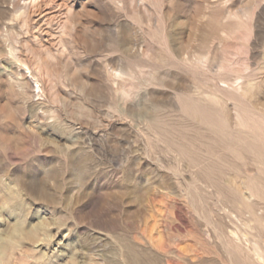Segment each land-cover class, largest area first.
Wrapping results in <instances>:
<instances>
[{"label": "rangeland", "instance_id": "374dc122", "mask_svg": "<svg viewBox=\"0 0 264 264\" xmlns=\"http://www.w3.org/2000/svg\"><path fill=\"white\" fill-rule=\"evenodd\" d=\"M27 2L0 0V264H264V0Z\"/></svg>", "mask_w": 264, "mask_h": 264}, {"label": "bare ground", "instance_id": "6f19581e", "mask_svg": "<svg viewBox=\"0 0 264 264\" xmlns=\"http://www.w3.org/2000/svg\"><path fill=\"white\" fill-rule=\"evenodd\" d=\"M43 1H45V0H29V2H27V3L31 4V6H32V5H34V4H38V3L43 2ZM27 3H25V4H27ZM48 3H49V2H48ZM25 4H24V5H25ZM26 6H27V5H26ZM23 84H24V83H23ZM248 195H249V194H248ZM256 255H257V256H262L261 253H259V252H257Z\"/></svg>", "mask_w": 264, "mask_h": 264}]
</instances>
